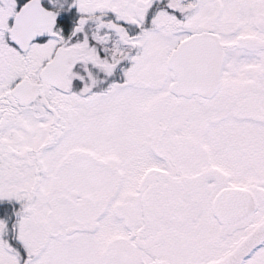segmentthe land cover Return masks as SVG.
<instances>
[{
    "label": "snow or ice",
    "instance_id": "1",
    "mask_svg": "<svg viewBox=\"0 0 264 264\" xmlns=\"http://www.w3.org/2000/svg\"><path fill=\"white\" fill-rule=\"evenodd\" d=\"M0 264H264V0H0Z\"/></svg>",
    "mask_w": 264,
    "mask_h": 264
}]
</instances>
